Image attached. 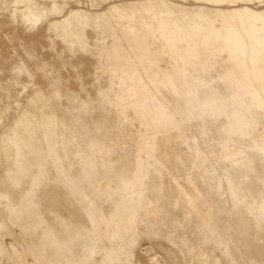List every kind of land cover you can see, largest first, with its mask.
Listing matches in <instances>:
<instances>
[{"label":"bare ground","instance_id":"6f19581e","mask_svg":"<svg viewBox=\"0 0 264 264\" xmlns=\"http://www.w3.org/2000/svg\"><path fill=\"white\" fill-rule=\"evenodd\" d=\"M0 264H264V0H0Z\"/></svg>","mask_w":264,"mask_h":264}]
</instances>
